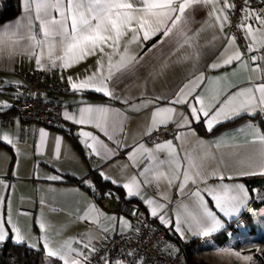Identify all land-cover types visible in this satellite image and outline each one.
<instances>
[{
  "label": "snow or ice",
  "instance_id": "obj_1",
  "mask_svg": "<svg viewBox=\"0 0 264 264\" xmlns=\"http://www.w3.org/2000/svg\"><path fill=\"white\" fill-rule=\"evenodd\" d=\"M252 3L253 0H242V5L238 6L233 0H21L27 25H22L21 18H17L14 23L9 22L0 26V55L6 48L9 56L14 55L16 46L27 39L31 42L30 46L33 49L37 47L41 49L40 54L37 55L34 52L31 54L35 56L37 68L42 69L46 66L43 62L45 56L52 68L59 67L65 70L95 56V64L86 69L82 75L67 77L68 85L74 93L94 91L111 100L124 103L130 111L140 112L143 109H151L150 125L145 135H151L153 131L166 128L169 123H175L177 129H186L183 132L177 131L175 135V140L181 141L187 135H196L192 127L193 123L203 122L207 131L212 132L216 125L237 117L264 115V11L260 10L264 7V0H255L257 7H253ZM238 7L241 17L236 28L243 33V39L246 41L244 51H241L238 46V37L235 33L231 35L224 33V28L230 26V17ZM198 8L209 9L208 19L194 34L188 35L190 23L194 21ZM33 20L39 22V34L42 35V39H38L37 34L31 31ZM25 28L26 32L23 31ZM209 28L214 30L218 28L219 34H214L212 40L207 41L206 45L210 46L212 51L221 47L223 50L212 63L207 65V68L216 70L239 65L255 74V78L249 77L248 86L230 90L235 86L221 85L227 73L224 76L207 77L203 71H200V59L208 53L201 51L202 46L197 41L201 32ZM158 35L160 39L148 51L151 52L166 39L176 36L177 47L173 55L184 48L191 50L177 59V63L192 61V67L188 70L191 78L178 90L151 98L141 93L142 98L139 104L130 103L131 98L117 95L109 86L110 82L117 72L130 70L134 64L139 63L143 57L137 59V50L143 49L146 42ZM215 41L219 43H214ZM167 67L168 64L165 63L161 71ZM197 72L199 74H196ZM212 85H215L213 94L210 97L206 96L205 92ZM202 88V91H197ZM163 102L170 106H160ZM81 103L85 106L78 109V115L65 111L63 118L81 126L78 136L82 138L81 143L85 148L90 150L89 155L102 156L108 160L117 154L91 131L83 130L84 126L89 125L98 129L119 148L131 147V151L127 153L128 160L134 167H139L145 160L148 161L147 166L139 172V177H142L143 182L149 187L154 185L157 194L164 201L171 202L170 192L173 187H176L181 196L187 194L195 198L192 209H189L187 205L182 206L183 214L196 226L193 230L190 224L187 229L194 236H207L223 229L225 223L222 222L219 214L232 219L247 206L249 191L244 184L221 183L217 186H209L207 180L215 177L217 172L212 171L205 175L201 171V166L187 154L183 158L187 163L182 165V158L173 140L155 143L154 148H148L143 143L129 146L122 141H116L115 136L118 130H122L123 113L104 105L86 104L83 100ZM176 105L186 106L188 114L178 112ZM3 107L11 106L4 103ZM245 127L251 130L253 136L250 143H258L261 146L260 163L249 165L238 175H264V132L251 123L246 124ZM46 137L47 133L41 129V140ZM0 141L15 147L7 132L0 134ZM60 144V137H56L57 157L60 154ZM160 152L166 153L167 158L161 160L157 155ZM165 164L174 168L172 175L161 170ZM150 173L151 179H149ZM100 175L105 180L110 179L103 172ZM219 178L222 181L225 179L222 173L219 174ZM234 178L231 175L227 177L229 180ZM46 179L57 181L61 177L51 175ZM111 182L117 183L115 180ZM2 183L3 181H0V184ZM84 183L89 182L85 180ZM201 184L204 186L201 187ZM122 187L126 190L128 197H135L140 194L141 181L137 176H132ZM205 194L210 197L216 211L209 207ZM106 195L111 196L112 193L109 192ZM258 198L264 201V196H258ZM5 200V196H0V205H3ZM143 203L147 205L152 217H158L161 224L166 227L169 225L166 203H158L151 198H145ZM8 208L6 218L0 216V243L11 239L15 244L27 243L29 247L34 248L42 242L47 256L59 258L63 264H92L94 255L98 256L100 264H136L135 260L128 262L122 258L114 260L110 254L99 255L100 249L92 243V237H88L82 248L72 247L71 241L65 242L60 248H52L46 231L49 225L42 218L36 221L42 235L32 241L13 221L10 201ZM53 211L56 210L53 209ZM137 212L138 209H134L132 215H136ZM92 213L96 214L97 219H92L91 222L96 223L101 214L94 205H89L88 211L79 219L89 221ZM112 219L115 221L117 218ZM118 219L124 228L130 227L124 217ZM102 231L108 232L109 229L104 227ZM175 232L182 240L185 239V229L182 227L180 213L176 215ZM166 248L178 251L170 244L166 245ZM256 250L261 251L259 248ZM228 254L245 264L253 262L252 255H244L240 251H230ZM124 255L136 257L135 252L121 253V257ZM140 262L143 264L142 258Z\"/></svg>",
  "mask_w": 264,
  "mask_h": 264
},
{
  "label": "crops",
  "instance_id": "obj_2",
  "mask_svg": "<svg viewBox=\"0 0 264 264\" xmlns=\"http://www.w3.org/2000/svg\"><path fill=\"white\" fill-rule=\"evenodd\" d=\"M209 9L198 8L194 15V21L190 23V31L188 35L194 34L202 27L204 21L208 19L207 13ZM34 17V13L32 14ZM54 15H56L54 13ZM241 17V16H240ZM17 18H21V24L27 25V19L24 18V13L21 7L19 13L12 19L0 23V26L15 22ZM27 31V29H23ZM31 31L37 34L38 39H42L39 34V22L33 20ZM224 33L229 34L228 26L224 28ZM214 34H219V29L209 28L207 31L201 32L197 43L202 46L201 51L208 53L200 59L199 69L203 71L207 77L224 76L227 73L225 80L221 81V85L235 86L230 90H235L239 87L248 86L249 77L255 78L254 73L242 68L239 65L229 66L226 68L209 70L207 65L212 63L222 51V47L212 51L210 46L206 45L207 41H211ZM242 38L243 33L240 32ZM160 36H156L146 42L143 49L137 50V59L139 63L134 64L130 70L117 72L113 80L110 82V87L114 89L117 95L121 97H130V103L139 104L141 93L145 97L151 98L155 95L167 94L170 91L178 90L184 83H187L191 76L188 75V70L192 67V61L177 63L178 57L185 52H190V49L184 48L180 52L173 55L177 47V37L172 36L165 40L164 43L154 48L151 52L148 51L156 44ZM214 43H219L215 41ZM246 41L243 39V45L238 43L241 51H244ZM31 42L27 39L21 41L16 46L15 53L9 56L7 48L0 55V134L7 132L15 147L7 142L0 141V196H5L6 207L10 201V206L14 205L21 211L24 218L27 216L36 223L40 218L49 225L47 230L51 233L49 238L51 247L53 245L61 247L65 242L71 241L72 247L82 248L83 243H86L88 237H92V243L99 241L102 234H121L130 233L133 228V222L125 215L118 213L120 202L127 201L137 204L143 209L145 214L150 217L156 224H161L158 217H152L147 205L143 203L145 198H151L158 203H166V215L170 223L167 226L171 229L175 241L186 243L192 239L208 240L217 232L207 236H194L191 231H188L190 224L195 230V224L183 214V207L187 205L189 209L194 207V197L190 195L181 196L178 194L176 187H173L170 192L171 202L164 201L158 194L155 186L149 187L143 182V178L139 177V172L143 167L147 166L148 161L145 160L139 167H134L132 162L128 160L127 153L131 151V147L119 148L116 143L109 141L103 133L92 126H84L83 130L91 131L94 135L103 140L109 148L116 151V155L108 160L102 156L89 155V149L81 143L82 138L78 136L81 126L66 121L63 118L65 111L78 115V109L86 104L104 105L115 110H120L123 113L121 129L118 130L115 140L122 141L125 145H134L143 143L148 148H154L155 143L173 140L177 152L181 159V164H186L187 161L183 158L187 154L196 164L201 166V171L207 175L212 171H216L215 177H210L207 180L209 186H217L221 183L236 184L242 183L249 191V200L247 206L241 210L240 216L244 211H250V192L255 196L258 191V186H252L250 190L244 179L258 177L262 175L240 176L238 173L245 170L249 165L260 163V148L258 143H250L253 140L251 130L245 127L246 124H253L261 129V121H264V115H256L250 117L244 115L237 117V120L231 124L221 127L212 132L207 131L203 122L193 123L192 127L196 133L195 136L187 135L181 141L174 138L147 140L149 135H145L147 127L150 125L151 109H143L140 112L127 110V106L119 101L111 100L104 97L102 94L94 91H84L74 93L67 82L68 76L76 77L82 75L86 69H89L95 64L96 57H89L86 61L74 65L69 69L52 68L47 63V57L43 58L45 63L44 68H37L35 56L40 54L39 47L33 49L30 46ZM135 49V46H133ZM168 64L167 68L161 69ZM14 71H22L27 74L37 73L43 77L62 83L67 86L68 91L60 94H45V98L53 99L63 108L60 113L63 130H58L52 127H46L35 122L22 121L14 118L10 128L3 125V119L10 111V107L4 108L3 104L7 103L11 106V94L20 91V81L12 74ZM196 74H199L198 72ZM215 85L209 86L205 92L206 96L213 94ZM202 89H198L200 92ZM160 106H170L166 102ZM178 112H183L187 115L186 106L176 105ZM179 119V117H177ZM224 123V122H223ZM222 124V123H220ZM174 126L177 131H186V129H177L175 123H169ZM219 125V124H218ZM196 126H201L205 134L196 130ZM217 126V125H216ZM215 126V127H216ZM43 129L47 133L44 140L40 138V131ZM154 132V131H153ZM176 135V134H175ZM60 137V154L57 157L55 139ZM91 142V141H89ZM202 142V143H201ZM161 160L166 159V153H157ZM168 175H172L174 168L165 164L161 169ZM105 173L110 179L105 180L100 173ZM98 174L103 180L108 181L114 189L99 190L91 180V174ZM223 174L225 179L222 181L219 174ZM58 175L62 178L63 175H70L83 182L82 186L67 185L51 181L46 177ZM234 176L232 180L227 179L228 176ZM132 176H137L141 181L140 194L135 197H128L126 190L122 187L127 183ZM151 179V173L149 174ZM89 183L86 184L84 181ZM117 183L113 184L111 181ZM7 186V187H6ZM201 187L204 185L201 184ZM95 192V195H92ZM111 192L112 195H106ZM205 199L209 203V207L216 211L210 197L205 194ZM89 205H94L101 214L96 223H92V219H97L96 214L92 213L89 221L79 219L88 211ZM55 209L56 211H53ZM177 213L181 214L182 227L185 229V239L182 240L178 233L175 232V220ZM225 226L233 219L223 217L219 214ZM113 217L117 218L115 221ZM120 217H124L130 227L124 228L120 223ZM38 229L39 225L36 223ZM107 227L108 232H103L102 229ZM40 230V229H39ZM41 232V231H40ZM32 241L36 238L28 235ZM80 241V243H77ZM174 243L171 244L174 246ZM27 246L28 244L25 243ZM42 242L37 244L41 247ZM39 246V247H38ZM43 247V246H42ZM33 248V247H31ZM173 251V250H172Z\"/></svg>",
  "mask_w": 264,
  "mask_h": 264
},
{
  "label": "built area",
  "instance_id": "obj_3",
  "mask_svg": "<svg viewBox=\"0 0 264 264\" xmlns=\"http://www.w3.org/2000/svg\"><path fill=\"white\" fill-rule=\"evenodd\" d=\"M238 6L242 5V0H233ZM253 7L258 5L253 0ZM264 11V7H261ZM241 12L239 7L231 15V24L228 26L229 34L235 33L238 37V43L243 45V38L236 25L240 20ZM20 81V91L11 94V107L6 117L3 119V125L10 128L14 118L22 121L35 122L37 124L63 130V122L60 116L62 106L53 99L45 98V94H60L68 91L66 85L52 81L43 77L41 74H27L22 71L12 73ZM176 129L172 125L166 128H160L147 137V140L174 138ZM95 195V192H92ZM134 209H138L136 215H132ZM118 213L127 216L133 222V228L130 233L121 234H102V238L94 245L100 249L99 255L110 254L115 260L122 258L125 261H136V264H184L180 257L172 249L166 248V245L174 243V236L171 229L166 226L156 224L148 217L142 208L137 204L127 201L120 202ZM185 247V243H182ZM135 252L136 257L124 255L121 253ZM92 264H100L98 256L92 257Z\"/></svg>",
  "mask_w": 264,
  "mask_h": 264
},
{
  "label": "trees",
  "instance_id": "obj_4",
  "mask_svg": "<svg viewBox=\"0 0 264 264\" xmlns=\"http://www.w3.org/2000/svg\"><path fill=\"white\" fill-rule=\"evenodd\" d=\"M21 0H0V23L14 18L20 9ZM237 120L233 119L214 127L217 130ZM264 131V121H261ZM196 130L205 134L201 126H196ZM94 185L99 190L114 189L108 181L103 180L98 174L93 173L90 176ZM249 189L252 186H258L257 194L254 196L250 192V211H244L240 216L229 222L221 231L212 236L209 240L192 239L185 243H174V248L178 251H173L177 254L184 264H206L203 260L202 252L213 251L218 249H243L246 246L252 245L254 248H259L261 251L254 250L253 264H264V234L256 227L254 214L257 211H264V201L258 196H264V175L244 179ZM57 183L67 185L82 186L83 182L70 175H63ZM232 240L234 242H232ZM244 241V242H242ZM251 242V243H246ZM245 243V244H244ZM0 264H61L58 259H46L41 247L31 248L25 243L15 244L10 239L0 243Z\"/></svg>",
  "mask_w": 264,
  "mask_h": 264
},
{
  "label": "rangeland",
  "instance_id": "obj_5",
  "mask_svg": "<svg viewBox=\"0 0 264 264\" xmlns=\"http://www.w3.org/2000/svg\"><path fill=\"white\" fill-rule=\"evenodd\" d=\"M10 208H11L12 219L17 224V226L21 229L22 233L30 235L33 238H37V237L42 235V233L38 229L36 223L34 221H32V219L28 216L26 218H24L21 211L17 208V206L12 205V206H10ZM8 210H9L8 204H7V207H6V203H4L3 205H0V216H4L6 218ZM254 219H255V222L257 225L256 227L259 229V231H261L264 234V211H257L254 214ZM46 231H47L48 237L50 238L51 233L48 230H46ZM208 240H209V237H208ZM232 242H234V241L232 240ZM242 242H244V241H242ZM246 243H251V242H246ZM53 248H59V247L53 245ZM252 248H254V247L252 245H250V246L244 247L243 249H238V250L218 249V250H228V251H218V250L204 251V252H202V256H203V260L206 261V264H245V262L235 258L234 256L229 255L228 252L240 251L244 255H252L253 256V252H254V250H256V248H254V250H251ZM41 249L43 250L46 259H50V260L51 259H58L59 260V258L48 257L45 250L43 249L42 245H41ZM253 259H254V256H253ZM59 261L61 264H63V262L61 260H59Z\"/></svg>",
  "mask_w": 264,
  "mask_h": 264
}]
</instances>
